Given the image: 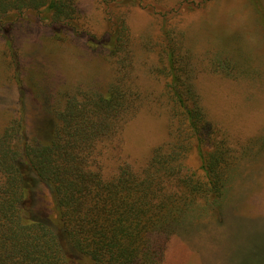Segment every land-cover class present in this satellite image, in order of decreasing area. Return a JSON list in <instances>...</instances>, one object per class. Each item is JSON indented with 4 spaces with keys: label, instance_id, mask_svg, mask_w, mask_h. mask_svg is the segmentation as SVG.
<instances>
[{
    "label": "trees",
    "instance_id": "1",
    "mask_svg": "<svg viewBox=\"0 0 264 264\" xmlns=\"http://www.w3.org/2000/svg\"><path fill=\"white\" fill-rule=\"evenodd\" d=\"M26 10L64 27V38L68 32L80 35L74 31L77 0H0V19ZM20 23L18 17L1 30L17 61L10 32ZM86 42L125 58V20L118 19L107 40L91 36ZM161 52L171 139L153 148L142 168L123 162L110 177L100 149L117 143L138 94L117 81L65 92L58 104L47 92L43 121L35 123L24 81H18L17 113L0 130V264H161L169 238L193 223L197 199L204 203L198 210L221 213L237 172L235 157L200 106L189 62L169 32L163 33Z\"/></svg>",
    "mask_w": 264,
    "mask_h": 264
},
{
    "label": "rangeland",
    "instance_id": "2",
    "mask_svg": "<svg viewBox=\"0 0 264 264\" xmlns=\"http://www.w3.org/2000/svg\"><path fill=\"white\" fill-rule=\"evenodd\" d=\"M77 2L78 37L68 32L64 38V27L32 10L0 19V130L17 113L19 80L35 123L43 121L47 92L58 104L65 92L117 81L138 94L137 106L117 143L101 147L99 161L108 177L123 162L142 168L153 148L171 139V104L161 72L162 37L169 32L189 62L200 106L233 152L237 172L221 213L198 210L204 203L197 199L193 223L169 238L161 264H264V0ZM18 17L21 23L10 36L19 62L1 32ZM120 18L129 30L125 58L87 45L91 36L107 40ZM35 87L41 93H33ZM190 160L197 165L194 154Z\"/></svg>",
    "mask_w": 264,
    "mask_h": 264
}]
</instances>
